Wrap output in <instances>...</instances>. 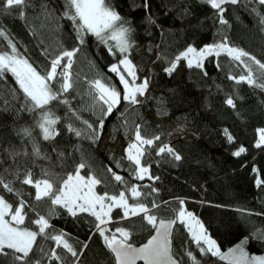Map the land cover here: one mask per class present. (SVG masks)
Returning <instances> with one entry per match:
<instances>
[{
	"label": "trees",
	"instance_id": "trees-1",
	"mask_svg": "<svg viewBox=\"0 0 264 264\" xmlns=\"http://www.w3.org/2000/svg\"><path fill=\"white\" fill-rule=\"evenodd\" d=\"M144 3L145 0H111L133 28V47L128 54L139 76L149 79V91L147 98H139L140 104L121 100L108 117L102 116L106 106L96 99L88 81L101 79L123 95L118 75L109 71L111 65H119L122 59L117 49L113 47L114 54L110 53V44L100 43L91 34L85 35V43L79 45L72 22L62 16L64 0H28L25 18L20 17V10L12 14L0 12V27L19 54L41 74L50 70L51 60L61 51L80 47L70 70L73 88L60 98L68 103L54 101L50 105L59 117L55 126L58 135L51 140H44L36 126L38 115L22 108L24 95L13 75L6 72L0 77V177L19 193H8L0 186V195L13 209L21 199L25 201L23 227L38 232L34 221L44 215L51 225L47 232L65 233V239L79 255L76 260L53 240L38 236L30 253L33 264L36 260L41 264H114L111 251L95 228L94 217L87 213L73 217L61 207L52 212L51 202L37 201L35 188L23 183L28 170L33 179H43L44 173L50 172L57 177L58 187L69 173L75 174L80 163L86 165L81 169L82 176H95L101 181L95 186L98 195L119 196L125 192L129 204L143 203L149 214L176 221L171 242L180 264H192L186 255L188 250L201 264H228L226 260L199 253L187 228L177 219L180 200H184L185 210L204 224L222 252L245 237H252L245 250L264 255V241L253 235L264 232V183L257 184V180L264 181V145L256 146L257 132L264 128V90L229 79L247 73L245 66L227 54L207 57L203 68H189L181 60L171 75L164 72L189 45L200 49L225 37L231 46L264 63V25L260 23L264 6L257 0H241L235 7L226 6L223 15L228 23L221 24L216 10L202 0H147L148 8ZM0 51L11 52L8 41L2 37ZM244 59L258 76V66L247 57ZM229 97L234 107L226 103ZM162 110L167 114H160ZM102 118L104 127L100 129ZM84 121L93 128L89 129ZM69 125L82 135L77 137L68 131ZM136 125L141 126L144 138L160 137L154 145L146 146L147 154L142 158L150 175L159 179H150L148 175L138 179L134 166L126 158L125 149L134 140ZM22 128L31 129L32 136H24ZM175 128L193 135L192 139L183 140L174 132ZM97 132L99 139H93ZM34 145L39 147L40 156L35 155ZM165 145L174 149L181 160L176 161L168 153L157 155ZM240 147L245 152L233 155ZM109 168L122 176L124 182L116 181ZM133 186L142 193L140 197H132ZM153 188L158 191L153 192ZM153 203L158 207L153 208ZM105 227L108 236L117 228H124L130 233L128 242L133 245L146 241L154 229L143 214L124 218L122 208H113ZM51 249H56L60 260L45 255L50 256ZM0 264H13L12 257L0 256Z\"/></svg>",
	"mask_w": 264,
	"mask_h": 264
},
{
	"label": "snow or ice",
	"instance_id": "snow-or-ice-1",
	"mask_svg": "<svg viewBox=\"0 0 264 264\" xmlns=\"http://www.w3.org/2000/svg\"><path fill=\"white\" fill-rule=\"evenodd\" d=\"M216 10L221 24H227L228 21L224 19L226 11L224 5H238L241 0H202ZM257 2L264 6V0H257ZM28 0H0V12L12 14L14 10H20L19 15L25 18L24 9L27 7ZM144 7L148 8L147 0H145ZM62 16L72 22L73 30L76 32V39L79 45L85 43V35L91 34L97 40L105 45L109 41H114L113 46H109V52L113 53V47L123 55V59L119 61V65H123V71L128 76L132 77L131 82L126 79L120 67L117 64L110 66L109 71L116 73L119 77L120 83L123 85V95L116 89L115 86L103 82L101 79L88 81L91 88L96 93V99L102 102L105 109H102V116L108 117L113 110L121 103V100L127 101L130 104L136 105L142 103L138 97L147 98L149 91V79L145 78L143 82L136 83V66L126 55L129 49L133 47L131 34L133 28L130 23L122 17L118 11L111 4V0H64V11ZM260 23L264 25V16L260 17ZM0 37L8 41V48L11 52L0 51V77H3L6 72H10L22 90L25 103L22 105L24 110L38 115L36 126L40 129L44 140H51L58 135L56 131V124L59 117H56L50 109V105L54 101L67 104V100H61L64 93H68L73 88L71 68L73 66V58L80 51V47L72 50H63L59 55H56L51 60L50 70L46 74H41L36 67L24 58L17 51L16 45L8 37V34L0 27ZM46 52V50H45ZM221 53H226L235 61L244 64L247 69L246 75H241L238 78L230 76L229 79L236 80L237 83L247 82L250 86H254L264 90V63L251 56L243 49L233 47L229 44L225 37L220 43L205 45L203 48L197 50L195 47L189 45L187 49L181 52L170 65L164 68V72L171 75L177 68L181 59L187 60L189 68L195 66L196 68H203L204 60L212 55L220 56ZM247 57L252 64L257 67V76L254 73L251 64L247 63L243 58ZM67 61L63 63V61ZM62 69V71H58ZM207 73H205L206 75ZM56 84L59 87L56 88ZM228 105L235 106L233 99L229 97L226 101ZM162 115H166L165 111H161ZM88 128H93L92 124L84 121ZM104 127V119H100L99 128ZM68 131L74 132L77 137L81 136L80 130L68 126ZM20 132L24 136L31 137L32 130L29 128H22ZM227 133V130H225ZM259 141L257 147L264 145V129H259ZM99 139V133L92 137ZM160 139L159 136L153 139H146L141 135V126L136 125L134 140L129 142L125 149L126 158L134 166V175L138 179H143L148 175L150 179H159V177H152L148 166L142 164V158L147 154V147L154 145ZM229 142L232 137L228 136ZM147 146V147H146ZM4 151H8L4 149ZM35 155L40 156V149L33 146ZM245 152V148L240 147L233 155L240 156ZM168 153L179 161L181 156L171 147L165 145L160 147L157 155ZM9 155H19V153H9ZM63 155V153H61ZM47 159V157H44ZM119 166V164H118ZM86 165L80 163L76 169L75 174L69 173L66 178H63L57 187V177L55 174L45 172L43 179H33L31 170L25 173L23 183L31 185L35 188V199L37 201L48 200L51 202L50 211L55 212L56 207L66 209L68 214L77 217L78 214L87 213L95 218V228L103 238L105 247L108 248L115 256L116 264H136L137 260H143L144 264H179L174 258L172 249V228L176 223L175 220L159 219L155 215L149 214L148 207L137 202L136 204H129L125 192H120L119 196H109L107 193L98 195L95 191V186L101 181L95 176L89 175L87 178L80 174L81 169ZM112 173L113 178L118 182H124L123 177L114 172L111 168L108 169ZM256 171V169H253ZM264 183V181L257 180V184ZM0 186L8 193L17 192L10 183H5L3 177H0ZM132 197H140L142 193L133 186L131 189ZM153 192L158 191L153 188ZM180 210L177 214V219L185 225L192 241L195 242L199 253L202 255H211L218 257L221 261H228V264H264V255L256 256L249 255L245 250V245L252 237H245L235 247L229 249L227 252H222L217 242L208 234L204 224L193 215L187 212L184 208V200H180ZM153 208L158 207L155 203ZM25 201L22 199L19 205L13 209V205L8 203L3 195H0V256H11L13 264H33L30 258V253L33 252L34 245L37 242L38 236H44L55 242L57 247H62L71 257L76 260L79 259L78 252L65 239V233L60 232L56 235H50L47 230L51 227L49 219L44 215H39L34 221L38 225L39 231H32L23 227L25 222ZM113 208H122L124 210V218L135 217L143 214V219L155 228L156 235L152 236L146 244L139 248H135L129 243L130 233L124 228H117L116 232L111 236L106 235L105 225L110 219V213ZM7 219L6 217H9ZM259 232V230H258ZM116 233H119L117 236ZM258 240L264 241V232L253 234ZM87 247V244L84 245ZM49 259L60 260L61 257L56 249H51L50 256L45 253ZM187 257L192 261V264H201L192 251H186ZM34 264H41L40 260H36Z\"/></svg>",
	"mask_w": 264,
	"mask_h": 264
},
{
	"label": "rangeland",
	"instance_id": "rangeland-1",
	"mask_svg": "<svg viewBox=\"0 0 264 264\" xmlns=\"http://www.w3.org/2000/svg\"><path fill=\"white\" fill-rule=\"evenodd\" d=\"M220 43V42H219ZM109 44L110 45H114L115 44V42L114 41H109ZM108 44V45H109ZM109 45V46H110ZM209 45V44H208ZM204 47V46H203ZM202 47V48H203ZM197 50H199V49H197ZM221 54H226V53H221ZM123 55L124 54H122V59H123ZM127 56H128V58L132 61V59L130 58V55L127 53L126 54ZM231 58V57H230ZM175 59V58H174ZM232 59V58H231ZM244 59V58H243ZM181 60H183L185 63H186V65H187V60H185V59H181ZM245 60V59H244ZM235 61V60H234ZM246 61V60H245ZM236 63H238V64H240V65H242V66H244V64H241L239 61H235ZM247 62V61H246ZM132 63L134 64V62L132 61ZM118 65V64H117ZM119 67H120V69H121V71H122V73L125 75V77H126V79H128L129 80V82H131V80H132V77H130V76H128L127 75V73L125 72V71H123V65H118ZM246 73H247V69H246ZM146 78V76L145 75H142V77H140L139 76V74H138V72H136V83L137 84H139V83H141V82H143V80ZM140 97H138V99H139ZM264 129V128H263ZM175 131V133H177V135H179V137L180 138H182L183 140H186V141H190L191 139H192V137H193V135H191V134H188V133H185V132H183V131H181V130H179V129H177V128H175L174 129ZM257 134H258V140H257V142L259 141V132H257ZM129 137H132L131 135L129 136ZM257 142H256V145H257ZM123 210V209H122ZM123 213H124V210H123ZM7 218V217H6ZM228 251V250H227ZM227 251H225V252H227ZM249 255H256V256H261V255H257V254H249Z\"/></svg>",
	"mask_w": 264,
	"mask_h": 264
},
{
	"label": "water",
	"instance_id": "water-1",
	"mask_svg": "<svg viewBox=\"0 0 264 264\" xmlns=\"http://www.w3.org/2000/svg\"><path fill=\"white\" fill-rule=\"evenodd\" d=\"M226 6H233V7H235V6H237V5L225 4L224 7H226ZM159 219H163V220H166V221L170 220V219H166V218H158V220H159ZM173 226H174V225H173ZM172 231H173V228H172ZM154 235H156L155 228L153 229L152 234L146 239V241H144L143 243L138 244V245H133V244H132V246L135 247V248H139V247L143 246L144 244H146L147 241H148L149 239H151V237L154 236ZM111 254H112V257H113V260H114V264H116V262H115V256H114L113 253H111ZM174 258L178 261V259H177L175 256H174ZM178 262H179V261H178ZM136 264H144V261H143V260H137V261H136ZM179 264H180V262H179Z\"/></svg>",
	"mask_w": 264,
	"mask_h": 264
}]
</instances>
